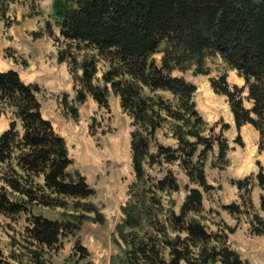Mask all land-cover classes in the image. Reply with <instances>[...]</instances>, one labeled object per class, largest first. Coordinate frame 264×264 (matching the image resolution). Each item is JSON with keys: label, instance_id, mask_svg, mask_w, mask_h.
Instances as JSON below:
<instances>
[{"label": "trees", "instance_id": "trees-1", "mask_svg": "<svg viewBox=\"0 0 264 264\" xmlns=\"http://www.w3.org/2000/svg\"><path fill=\"white\" fill-rule=\"evenodd\" d=\"M15 1L0 0V14L5 16ZM52 9L63 42L58 61L69 66L75 98L84 102L91 96L110 109L112 91L133 119V185L139 190L131 193L117 226L122 249L112 264H250L231 248L226 233L208 231L195 217L204 210L203 192L211 187L205 159L216 146L217 160L227 165L230 146L224 131L230 126L225 124L216 136L204 135V120L193 100L197 86L173 72L195 66L208 73L203 68L213 56L236 70L243 85L229 83L225 74L210 77V84L227 98L238 130L255 127L258 152L264 154V0H53ZM47 31L55 35L50 26ZM41 90L14 69L0 70V115L8 110L13 115L0 134V213L14 217L35 206L65 207L70 202L94 212L91 203L81 201L95 190L81 172L70 170L66 140L42 114ZM159 91L170 92L173 100ZM64 105L69 108L65 98ZM71 111L77 114L73 106ZM167 120L176 147L156 140L157 129ZM154 142L156 152L151 150ZM163 162H177L194 185L179 212L164 208L157 193L180 189L171 170L151 186L147 167ZM235 184L240 190L246 185L242 180ZM227 207L233 214L244 211ZM74 218L31 214L27 239L42 249L58 247L78 230L80 220ZM251 224L254 233L264 234V216L254 215ZM78 249L87 251L80 243ZM42 256L32 250L36 264L43 263Z\"/></svg>", "mask_w": 264, "mask_h": 264}, {"label": "rangeland", "instance_id": "rangeland-1", "mask_svg": "<svg viewBox=\"0 0 264 264\" xmlns=\"http://www.w3.org/2000/svg\"><path fill=\"white\" fill-rule=\"evenodd\" d=\"M52 5L53 0H16L10 4L5 16L0 14V69L15 66L23 71L31 62L37 66L43 61L54 63V56L63 42L54 22ZM48 26L54 36L48 33ZM154 57L159 62L161 55ZM38 69L34 67L31 71H37L39 79L48 82L49 72L41 70L43 73L40 74ZM203 69L208 73H199L192 66L187 70H175L173 75L184 77L197 86L193 100L204 120L200 127L204 135L216 136L225 124L230 126L224 131L230 148L225 166L216 158V146L207 154L205 171L211 187L203 192L204 210L195 217L206 225L208 231L226 233L229 245L244 260L250 264H264V234L254 233L251 224L254 215L264 216V154L258 152L259 133L251 124L238 130L227 98L216 93L210 84V77L221 74H225L231 84L241 86L244 80L220 56L207 58ZM57 71L63 86L59 92L62 113L54 114V118L73 160L70 170L81 172L95 190L93 196L81 203H91L96 211L70 202L65 207L35 206L31 213L14 217L0 213V264H36L31 257L32 250L43 255L42 264H112L113 257L121 253L117 226L125 218L124 208L131 193L139 190L133 185L137 181L131 152L133 119L122 109L119 97L112 91L109 93L110 109L99 106L91 96L79 102L75 98L69 66L65 74L62 69ZM38 85L42 88L38 97L42 96L53 110L55 93L50 87ZM158 93L173 100L170 92ZM48 98L52 100L49 102ZM64 98L69 108L64 105ZM72 106L77 110L76 115L72 114ZM12 119L10 110L0 115V134L9 127ZM212 126L214 131L210 129ZM156 140L164 145L177 146L169 120L157 129ZM151 150L156 152L155 142ZM167 170L173 172L180 189L157 193L164 208L179 212L188 189L194 185L177 162H163L147 167L152 188L156 179L162 178ZM262 174L263 184L260 183ZM239 180L246 184L241 190L235 184ZM231 205L244 211L233 214L227 207ZM31 214L59 220L79 217V228L63 238L60 246L42 249L27 239L26 227ZM228 227L234 231H228ZM78 243L87 251H79Z\"/></svg>", "mask_w": 264, "mask_h": 264}, {"label": "crops", "instance_id": "crops-1", "mask_svg": "<svg viewBox=\"0 0 264 264\" xmlns=\"http://www.w3.org/2000/svg\"><path fill=\"white\" fill-rule=\"evenodd\" d=\"M40 66L35 65V63L31 62V65H29L27 67L26 70L20 71L17 67L15 66H8L6 68H1L0 70L5 71L8 69H15L19 72L22 80L25 83H38L42 86L45 87H50L52 89V92H54V99H55V105L54 108L52 110V108H50V106L48 107V103L44 102V99L41 97H39L40 102H41V110H42V114L46 119H49L52 121L55 130L62 136H64L63 132L60 130V128H58V124L56 122V119L54 118V114H60L62 113V106L60 102V98H59V92L63 89V86L61 84V79H59V77H57L58 75L60 76V73H58V70H63V74H65V72H67L68 70V65L66 62H59L58 58H57V52L56 55L54 56V63L49 64L46 63L45 61L40 63ZM34 67H36L38 69V71L41 73L45 72H49V80L48 82H43L42 80L39 79L40 75H37V71H31V69H33ZM43 70V72L41 71ZM30 71V72H29ZM58 73V75H57ZM39 74V73H38ZM66 77V76H65ZM66 79V78H65ZM51 91V90H50ZM50 100H52L51 98H48V101L50 102ZM6 129V128H5Z\"/></svg>", "mask_w": 264, "mask_h": 264}]
</instances>
